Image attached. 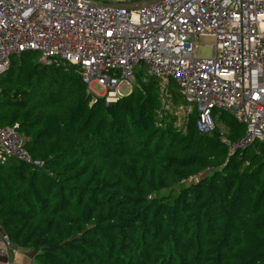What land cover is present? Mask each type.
I'll return each mask as SVG.
<instances>
[{"label": "trees", "instance_id": "trees-1", "mask_svg": "<svg viewBox=\"0 0 264 264\" xmlns=\"http://www.w3.org/2000/svg\"><path fill=\"white\" fill-rule=\"evenodd\" d=\"M37 54L0 78V126L18 124L44 163L0 166V228L13 248L37 264H264V142L232 153L219 126L198 131L195 108L181 124L177 85L163 109L159 81L141 71L131 94L91 105L75 70ZM213 116L231 141L245 134Z\"/></svg>", "mask_w": 264, "mask_h": 264}, {"label": "built area", "instance_id": "built-area-1", "mask_svg": "<svg viewBox=\"0 0 264 264\" xmlns=\"http://www.w3.org/2000/svg\"><path fill=\"white\" fill-rule=\"evenodd\" d=\"M105 1L0 0V78L13 59L36 52L44 65L75 70L91 105L110 104L132 93L145 66L143 74L159 81L163 109L173 81L186 103L179 107H190L185 116L197 110L200 133L217 127L218 111L245 128L236 141L221 129L230 152L264 142V0ZM205 37L215 42L211 58L197 56L195 43ZM18 127L0 126V166L16 160L43 168ZM13 251L0 235L2 264H16Z\"/></svg>", "mask_w": 264, "mask_h": 264}, {"label": "rangeland", "instance_id": "rangeland-1", "mask_svg": "<svg viewBox=\"0 0 264 264\" xmlns=\"http://www.w3.org/2000/svg\"><path fill=\"white\" fill-rule=\"evenodd\" d=\"M99 3H107V1L105 0H97ZM116 1V0H114ZM120 2H134V1H137V0H119ZM198 47V51H197V56L199 58H211L213 56V45L215 44L214 40L212 38H200L199 40L196 41L195 43ZM38 55V54H37ZM39 56V55H38ZM39 60H40V56H39ZM146 70V67L145 66H141V72L145 71ZM139 71V72H140ZM93 91L95 94L97 95H100L102 93V90L100 87L98 86H95L93 88ZM123 93H127V91H123ZM93 97H96V96H93ZM182 106V105H180ZM190 111V107H178L177 109L173 110V112H175L176 116L181 120H183L186 116V112ZM185 116V117H184ZM188 116V115H187ZM215 121L217 123V126L220 127V129H224L226 130L227 128V123L221 119L218 118V116H215ZM185 120L181 121L180 123H184ZM179 121L177 120V124L179 125L180 124Z\"/></svg>", "mask_w": 264, "mask_h": 264}, {"label": "crops", "instance_id": "crops-1", "mask_svg": "<svg viewBox=\"0 0 264 264\" xmlns=\"http://www.w3.org/2000/svg\"><path fill=\"white\" fill-rule=\"evenodd\" d=\"M3 230L0 228V235H3ZM15 254L12 256L13 261L16 264H37L35 260L36 253L31 250L15 249ZM2 259L0 258V264Z\"/></svg>", "mask_w": 264, "mask_h": 264}, {"label": "water", "instance_id": "water-1", "mask_svg": "<svg viewBox=\"0 0 264 264\" xmlns=\"http://www.w3.org/2000/svg\"><path fill=\"white\" fill-rule=\"evenodd\" d=\"M144 1H148V0H137L136 3H141V2H144ZM126 3H129V2H126Z\"/></svg>", "mask_w": 264, "mask_h": 264}, {"label": "clouds", "instance_id": "clouds-1", "mask_svg": "<svg viewBox=\"0 0 264 264\" xmlns=\"http://www.w3.org/2000/svg\"><path fill=\"white\" fill-rule=\"evenodd\" d=\"M134 2H136V1H134ZM227 129V128H226Z\"/></svg>", "mask_w": 264, "mask_h": 264}]
</instances>
